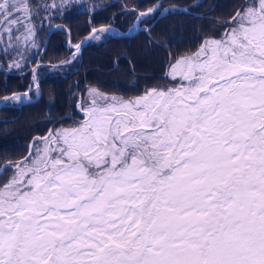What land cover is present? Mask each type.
Masks as SVG:
<instances>
[{"label":"snow or ice","instance_id":"obj_1","mask_svg":"<svg viewBox=\"0 0 264 264\" xmlns=\"http://www.w3.org/2000/svg\"><path fill=\"white\" fill-rule=\"evenodd\" d=\"M78 5L0 0V64L23 72L44 25ZM128 11L156 43L149 21L176 9ZM216 23L170 56V84L127 98L89 87L25 153L0 154V264H264V0ZM39 72L0 105L39 96Z\"/></svg>","mask_w":264,"mask_h":264},{"label":"trees","instance_id":"obj_2","mask_svg":"<svg viewBox=\"0 0 264 264\" xmlns=\"http://www.w3.org/2000/svg\"><path fill=\"white\" fill-rule=\"evenodd\" d=\"M158 1L81 0L83 6H76L58 19L57 24L62 28L52 32L40 61L49 64L68 61L72 57L66 47L69 35L71 43H77L93 27L111 25L121 31H129L134 18L128 10L137 6L140 10H145ZM240 2L241 0H163L161 3L165 9L172 7L176 11L165 13L153 24L156 43H148L146 33L142 30L129 38H116L110 34L99 41L89 42L71 62L81 63L79 80L75 83L39 85L40 96L32 97H38L36 101L0 108V154L19 156L25 153L34 136L45 134L50 125V117L61 116L66 109L73 110L77 92L82 87L131 96L133 91L148 87L158 80L162 81L170 56L191 49L198 45L200 37L219 30L221 26L214 18H226ZM197 4L202 7H195ZM91 5L97 7L93 9ZM178 8H184L185 11ZM159 13L149 21L150 24ZM192 13H208L211 18L196 17ZM53 24H56L55 21ZM51 28L44 25L38 37L41 48ZM161 36L163 39H160ZM40 50L35 51L33 61ZM17 72L21 71H10ZM123 78L129 82L137 79L138 87L127 85L126 92L123 91L119 84ZM29 84V80L23 75L0 71V97L13 92H24Z\"/></svg>","mask_w":264,"mask_h":264},{"label":"flooded vegetation","instance_id":"obj_3","mask_svg":"<svg viewBox=\"0 0 264 264\" xmlns=\"http://www.w3.org/2000/svg\"><path fill=\"white\" fill-rule=\"evenodd\" d=\"M190 13V12H189ZM198 14H200V16H203V17H205V18H207V19H210L211 18V15L210 14H208V13H198ZM192 16V15H191ZM194 16V15H193ZM199 17V16H198ZM61 18V17H60ZM60 18H58V19H60ZM58 19H56L55 20V25H58L57 23H58ZM215 19V21L217 20V18H214ZM54 27V26H53ZM52 27V28H53ZM132 28H133V26H132ZM132 28L130 29V30H132ZM57 28H55V30H56ZM129 30V31H130ZM90 31V30H89ZM89 33V32H88ZM87 33V34H88ZM111 33H109V34H107L106 36H108V35H110ZM70 37V35L68 36V38ZM102 37H104V36H102ZM70 39V45H72V46H74L75 44H77V43H71V37L69 38ZM68 40V39H67ZM91 41H93V40H90L89 42H91ZM95 41V40H94ZM88 42V43H89ZM87 43V44H88ZM86 44V45H87ZM48 45V44H47ZM85 45V46H86ZM84 46V47H85ZM66 47H67V49H69L70 50V52H71V55H72V57L68 60V61H73L82 51H83V49H84V47H83V49L75 56V58L73 59V49L71 48V47H69V46H67V42H66ZM191 48H193V46L191 47ZM46 49H47V47H46ZM66 51H68V50H66ZM37 59V58H36ZM36 59L32 62V63H30L24 70H23V72H25L26 70H28V69H30L34 64H35V62H36ZM39 63H41V64H44V62H41L40 61V59H39ZM47 64H49V63H47ZM66 69H60V70H51L49 67H45V66H40V72H39V85H42V86H50V85H52V84H69L70 82L71 83H75L77 80H79L78 79V76L80 75V73H79V71H80V69H81V63H70L68 66H66L65 67ZM167 68H168V66H167ZM167 68H166V66H165V70H164V72H163V74H162V78H163V80L161 81V80H158V81H156V82H154V83H151V85H156V84H170L171 83V81L170 80H167V79H165V73H166V71H167ZM0 71H5V67H1L0 68ZM6 73H9V72H6ZM19 73H22V72H19ZM23 76H25V78H27L28 80H29V83L31 84V82H32V80H31V74H30V72L29 71H26L25 72V74H23ZM29 84V85H30ZM119 84H120V86L122 87V90L123 91H125L126 92V86L127 85H131V86H135V87H138V80L136 79H134L132 82H129L126 78H123L120 82H119ZM87 85V84H86ZM151 85H149V86H151ZM148 86V87H149ZM87 88H89V87H87ZM87 88H85V87H82L80 90H79V92H77V99H76V102H77V100H78V96L80 95H82V93H84L85 92V90L87 89ZM146 88V87H145ZM145 88H142L141 90H136V91H133V95H131V96H135V95H138L141 91H143ZM100 91H102V90H100ZM103 92H105L106 94H108V95H115V96H118V97H123V98H127V97H130V96H128L127 94H121V93H118V94H111V93H108V92H106V91H103ZM35 97V96H37V95H35V91L33 92V95H32V97ZM34 99V98H33ZM73 110H70V109H66V111L64 112V114H62L61 116H57V117H50L49 118V121L50 120H55V119H61V120H63V119H65L66 117H68V116H72L75 112H76V103H75V105L73 106V108H72ZM54 126H56L57 127V125H53V124H51L50 123V125L48 126V128H47V130L49 129V127H54ZM47 130H46V132H47ZM45 132V133H46Z\"/></svg>","mask_w":264,"mask_h":264},{"label":"water","instance_id":"obj_4","mask_svg":"<svg viewBox=\"0 0 264 264\" xmlns=\"http://www.w3.org/2000/svg\"><path fill=\"white\" fill-rule=\"evenodd\" d=\"M163 0H159L158 2H157V4H161V2H162ZM179 10H181V11H185V9L184 8H178ZM165 13H159L158 14V16L155 18V20H153V22L151 23L152 25L158 20V19H160L163 15H164ZM192 15H194V16H196V17H198V16H200V14H198V13H192ZM100 27H111L114 31L113 32H111V34H113L114 35V37H116V38H129V37H133L134 35H136L139 31H141L142 29H143V27L141 26V25H139V26H136L135 25V21H134V24H133V28H132V30H130V31H121V30H119L118 28H116V27H114V26H111V25H105V26H100ZM100 27H95V28H97V29H99ZM55 28L56 27H53V28H51L49 31H48V33H47V36H46V38H45V41H44V43H43V46H42V48H41V50H40V52H39V55L37 56V59H36V62H35V64L30 68V69H28V70H26V71H29L30 72V74H31V80H32V70H33V68L34 67H36L37 66V64H39L40 66H45V67H49V65L50 64H47V63H44V64H41V63H39V59H40V57H41V55L45 52V48L47 47V44H48V41H49V38H50V36H51V34H52V32L55 30ZM90 35V31H89V33L88 34H86L85 36H83L80 40H79V42L78 43H82V48H81V50L83 49V47L90 41V40H88L87 39V37ZM70 38V37H69ZM68 38V40H67V46H69V47H71L72 49H73V53H74V51H75V49H74V47L72 46V45H70V39ZM78 54V53H77ZM76 54V55H77ZM170 60V59H169ZM169 60H168V63H169ZM59 63V62H58ZM58 63H55V64H58ZM168 63H167V65H166V68H167V66H168ZM25 71V72H26ZM25 72H22V73H10L9 72V74H14V75H23V74H25ZM29 90V88H27L25 91H28ZM24 91V92H25ZM34 91V90H33ZM32 91V92H33ZM31 92V93H32ZM19 93H23V92H19ZM30 93V94H31ZM10 95V94H9ZM7 96V95H6ZM40 96V95H39ZM38 96V97H39ZM3 97V96H2ZM38 97H36V98H34V99H31V101L30 102H34V101H36L37 100V98ZM80 97V95L78 96V98ZM25 103H29L28 101H25ZM24 103V104H25ZM1 107H3L2 105H0V108ZM49 128H51V127H49ZM34 137H39V136H34ZM32 140V139H31ZM31 142V141H30ZM30 142H29V144H30ZM29 144H28V146H29Z\"/></svg>","mask_w":264,"mask_h":264},{"label":"rangeland","instance_id":"obj_5","mask_svg":"<svg viewBox=\"0 0 264 264\" xmlns=\"http://www.w3.org/2000/svg\"><path fill=\"white\" fill-rule=\"evenodd\" d=\"M1 67H5V72H10V71L17 70V69H14V68H13V69H9V68H7L5 65H1V64H0V68H1Z\"/></svg>","mask_w":264,"mask_h":264},{"label":"bare ground","instance_id":"obj_6","mask_svg":"<svg viewBox=\"0 0 264 264\" xmlns=\"http://www.w3.org/2000/svg\"><path fill=\"white\" fill-rule=\"evenodd\" d=\"M4 107V106H3Z\"/></svg>","mask_w":264,"mask_h":264}]
</instances>
